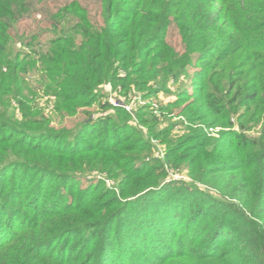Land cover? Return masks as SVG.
<instances>
[{
	"label": "trees",
	"instance_id": "16d2710c",
	"mask_svg": "<svg viewBox=\"0 0 264 264\" xmlns=\"http://www.w3.org/2000/svg\"><path fill=\"white\" fill-rule=\"evenodd\" d=\"M47 1L0 0V264H264V0H98L99 22L68 0L11 33ZM182 80L161 116L91 117L107 85L148 98Z\"/></svg>",
	"mask_w": 264,
	"mask_h": 264
},
{
	"label": "rangeland",
	"instance_id": "374dc122",
	"mask_svg": "<svg viewBox=\"0 0 264 264\" xmlns=\"http://www.w3.org/2000/svg\"><path fill=\"white\" fill-rule=\"evenodd\" d=\"M66 1L68 0H48L44 5H37L35 6V9L27 16H25L24 18L20 19L15 25H13V27L10 29L11 33H23V34H29L30 32L32 31H36V30H41V29H45L48 22H47V19H46V15L50 12V11H53V10H56L59 6L63 5ZM80 2L86 6L89 10V13L90 15L92 16L93 19H95L96 21H100V16H99V7H98V0H80ZM50 36H52V32H49V31H42V33L40 34V38L41 40L44 42L46 41L47 39L50 38ZM168 40L169 42L177 49H180L181 48V45H180V39H179V36L176 32V29L171 26L170 28V33H169V37H168ZM15 49L16 50H22V51H26L27 49L16 44L15 45ZM28 51V50H27ZM27 79H29V82H31L32 84H34V86H36V83L34 82V74L31 73L29 76L26 77ZM28 81V80H27ZM183 83H186L184 80H182V83H178L176 85H170L168 87V90L169 92L167 93H164V92H159L156 96H151V97H148V98H142L143 99V105H137V109L140 108L141 106H152L153 104H166L168 103L169 101H172L176 98V96L178 95V88H180V86L183 84ZM184 85V84H183ZM191 86V85H190ZM190 86H188L190 88ZM106 88H108L107 86H105L104 88H102L100 90V94L103 93V98L106 94ZM197 88V86L195 87ZM192 90L194 89H189V91L191 92ZM128 92H131V91H128ZM127 92V93H128ZM132 93V92H131ZM141 92L138 91L136 92V96H139L141 95L140 94ZM120 96L123 97V95L125 94L124 91H121L120 93H118ZM141 97V96H140ZM46 98H43L40 101V104L43 103V101L45 100ZM123 99V98H122ZM102 100V99H101ZM48 110L51 109V105L48 103ZM92 110V114H94L95 112L98 113L99 115L101 113H109V114H115L114 112V109L113 108H106V109H102L100 107H98V102L96 101L94 104H93V107L90 109ZM45 112L47 113L48 115V111L45 110ZM175 112H177V109L175 110ZM153 114H155L154 112H152ZM18 115V114H17ZM104 115V114H103ZM102 116V115H101ZM161 116V114H160ZM99 117V116H98ZM84 118V114L81 112L79 113L77 116L75 117H66L63 121H59L57 120V117L54 116L52 118L53 122L52 124L55 125V126H58V125H66V126H71L73 125L74 122L78 121V120H81ZM182 118V117H180ZM20 118H17V120H19ZM159 121L160 118H158ZM164 122L161 123L160 127H164ZM250 125L252 126V128L249 130V131H246L248 132L249 134L251 135H256L260 129V126H261V121L257 122V123H250ZM138 127H140V129L142 128V130L145 128L144 126H140L138 124ZM177 128V127H176ZM175 128V129H176ZM237 129V127H235ZM177 130V129H176ZM220 130V127H215V128H208L206 129L205 131L207 132V135H210V136H216L217 133L219 132ZM180 132V133H179ZM183 129L181 128L180 131H173V133H176V136H179V135H182L183 134ZM175 136V138H176ZM153 144H155V154L156 156H158V154H161V156H163V151H164V145H162L160 142H159V139H152L151 140ZM179 169H182V168H174V169H170L171 171V174L172 176H169V174L167 173V177L165 178L164 182H170L172 180H185V181H189L185 175L184 172H186L185 169H183L182 171H179ZM184 171V172H183ZM96 174V173H99L101 174L99 171L97 170H91V171H84V172H78V177L81 181V183H83V185H86L88 182H97L98 180L96 179H90L88 180L87 179V175L89 174ZM95 180V181H94ZM110 180V184L111 186H108L106 184L107 187L111 188L116 194L118 193V187H117V183L112 180V179H108ZM200 188L202 189H206L204 188V186L200 185ZM212 192V191H211ZM166 264H177L175 260H172ZM180 264V263H179Z\"/></svg>",
	"mask_w": 264,
	"mask_h": 264
},
{
	"label": "built area",
	"instance_id": "2783aa9c",
	"mask_svg": "<svg viewBox=\"0 0 264 264\" xmlns=\"http://www.w3.org/2000/svg\"><path fill=\"white\" fill-rule=\"evenodd\" d=\"M108 88H106V94L103 98V102L104 103H108L112 108H122L124 109L126 112H128L133 120H135V112L137 110V105H143V99L140 96H136L134 94H132L131 92L125 93L122 96H120L118 93H120L122 91L120 86H117L116 88H112L110 85H107ZM123 98V99H122ZM153 112L157 115L160 116V112L158 110V104H153L152 106ZM105 113H101L100 115L98 113H94L91 115L92 118H97L98 116H101ZM158 157H162L161 154H158ZM167 173L169 174V176H172L171 174V170L170 168H167V166H165ZM173 177V176H172ZM87 179H96V180H103L104 182H106V184L108 186H111L110 184V180H108L103 174H89L87 175Z\"/></svg>",
	"mask_w": 264,
	"mask_h": 264
}]
</instances>
